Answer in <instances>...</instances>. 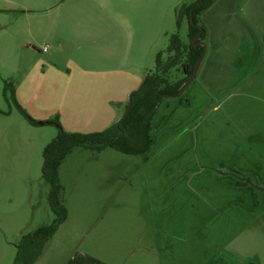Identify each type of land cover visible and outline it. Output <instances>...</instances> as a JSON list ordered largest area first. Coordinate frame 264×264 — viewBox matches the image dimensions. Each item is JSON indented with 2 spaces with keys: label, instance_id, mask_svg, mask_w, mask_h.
Instances as JSON below:
<instances>
[{
  "label": "rangeland",
  "instance_id": "rangeland-1",
  "mask_svg": "<svg viewBox=\"0 0 264 264\" xmlns=\"http://www.w3.org/2000/svg\"><path fill=\"white\" fill-rule=\"evenodd\" d=\"M84 1L88 7L77 12L80 20L69 17L61 25L55 14L42 17L41 10L24 14L21 9L41 8L45 1L0 0V264H14L22 236L55 219L50 185L42 175L46 147L62 130L90 135L124 117L121 101L130 100L128 88L140 79L136 89L143 86L170 36L193 43L188 18L177 29V9L203 0ZM260 6L264 0H215L196 19L206 30L198 43L203 53H212L219 32L240 39L241 24L250 20L244 8ZM171 76L184 77L176 69ZM50 119L60 127L47 123ZM142 159L111 148L98 153L79 147L70 153L59 170L68 217L35 264H67L76 252L98 253L100 227L112 209L133 208L136 197L148 196L149 168ZM103 208L111 209L104 215ZM261 243H253L250 264H264Z\"/></svg>",
  "mask_w": 264,
  "mask_h": 264
},
{
  "label": "crops",
  "instance_id": "crops-1",
  "mask_svg": "<svg viewBox=\"0 0 264 264\" xmlns=\"http://www.w3.org/2000/svg\"><path fill=\"white\" fill-rule=\"evenodd\" d=\"M42 1L21 9L55 14L62 25L80 20L77 12L88 5ZM246 9L241 38L219 32L200 80L199 69L181 96L160 104L153 143L139 156L149 168L148 196L112 209L98 253L76 252L67 264H250L253 243L264 246V7Z\"/></svg>",
  "mask_w": 264,
  "mask_h": 264
},
{
  "label": "trees",
  "instance_id": "trees-1",
  "mask_svg": "<svg viewBox=\"0 0 264 264\" xmlns=\"http://www.w3.org/2000/svg\"><path fill=\"white\" fill-rule=\"evenodd\" d=\"M214 1L203 0L177 9V29L180 30L183 19L188 18L190 41L196 39L195 43H199L200 39L205 37L206 30L198 27L196 19ZM179 36L176 33L170 36L167 50L157 53L155 70L147 75L142 87L131 93L124 117L118 120L112 128L90 135L71 134L62 130L59 136L46 147L43 153L42 175L50 185L49 205L55 219L50 224L22 236L17 246L18 253L15 256L14 264H35L42 255L45 244L54 237L59 226L66 222L68 211L64 203V191L59 170L70 153L79 147H86L98 153L111 148L126 155L142 156L147 154L153 143L152 121L162 104V95L179 97L195 71L198 59L204 52V48L200 45L194 46L192 42L185 43ZM165 56L166 58H164ZM175 69L183 74L182 79L172 80L171 73ZM186 102L188 103V101ZM47 123L60 127L57 119H50Z\"/></svg>",
  "mask_w": 264,
  "mask_h": 264
},
{
  "label": "water",
  "instance_id": "water-1",
  "mask_svg": "<svg viewBox=\"0 0 264 264\" xmlns=\"http://www.w3.org/2000/svg\"><path fill=\"white\" fill-rule=\"evenodd\" d=\"M195 40H196V39L193 40V45H194V46L199 45L198 43H195ZM203 54H204V53H203ZM203 54H201L200 58L198 59V61H197V63H196V66H195V71H194V72L192 73V75L190 76V78H189V80H188V82H187L185 88H188V87L190 86L191 82H193V80H194V78H195V76H196V74H197V71H199V69H200V65H201V62H202V59H203ZM185 88H184V89H185ZM184 89H183V90H184ZM183 90H182V92H183ZM182 92L179 94V96H181ZM162 97L165 98V97H168V95H162ZM129 108H130V107H129Z\"/></svg>",
  "mask_w": 264,
  "mask_h": 264
},
{
  "label": "built area",
  "instance_id": "built-area-1",
  "mask_svg": "<svg viewBox=\"0 0 264 264\" xmlns=\"http://www.w3.org/2000/svg\"><path fill=\"white\" fill-rule=\"evenodd\" d=\"M48 49H49V47H45L44 50H43V52L47 51Z\"/></svg>",
  "mask_w": 264,
  "mask_h": 264
}]
</instances>
